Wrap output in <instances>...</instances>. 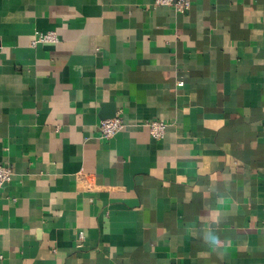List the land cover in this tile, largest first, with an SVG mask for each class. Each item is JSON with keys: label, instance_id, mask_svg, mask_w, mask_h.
Masks as SVG:
<instances>
[{"label": "crops", "instance_id": "1", "mask_svg": "<svg viewBox=\"0 0 264 264\" xmlns=\"http://www.w3.org/2000/svg\"><path fill=\"white\" fill-rule=\"evenodd\" d=\"M0 162V264H264V0H0Z\"/></svg>", "mask_w": 264, "mask_h": 264}, {"label": "built area", "instance_id": "2", "mask_svg": "<svg viewBox=\"0 0 264 264\" xmlns=\"http://www.w3.org/2000/svg\"><path fill=\"white\" fill-rule=\"evenodd\" d=\"M155 5H167L174 8L176 12H185L191 6V0H154ZM57 35L53 32L38 33L33 44L38 42L57 41ZM182 81H178V85H182ZM151 137L161 139L166 131L168 124L158 119H150L144 122ZM127 127L123 117L116 115L112 118L103 119L98 124V130L102 138L108 139L116 133ZM14 174L11 165L0 162V188L8 183ZM82 237V233L79 234Z\"/></svg>", "mask_w": 264, "mask_h": 264}, {"label": "clouds", "instance_id": "3", "mask_svg": "<svg viewBox=\"0 0 264 264\" xmlns=\"http://www.w3.org/2000/svg\"><path fill=\"white\" fill-rule=\"evenodd\" d=\"M204 241L207 242L210 246L218 244V238L212 232H205L204 233Z\"/></svg>", "mask_w": 264, "mask_h": 264}]
</instances>
